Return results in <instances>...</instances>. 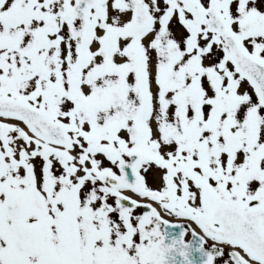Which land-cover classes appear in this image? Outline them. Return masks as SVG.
Here are the masks:
<instances>
[{
  "label": "snow or ice",
  "instance_id": "6c2138e0",
  "mask_svg": "<svg viewBox=\"0 0 264 264\" xmlns=\"http://www.w3.org/2000/svg\"><path fill=\"white\" fill-rule=\"evenodd\" d=\"M0 264H264V0H0Z\"/></svg>",
  "mask_w": 264,
  "mask_h": 264
}]
</instances>
